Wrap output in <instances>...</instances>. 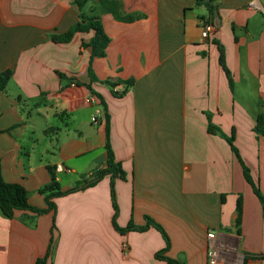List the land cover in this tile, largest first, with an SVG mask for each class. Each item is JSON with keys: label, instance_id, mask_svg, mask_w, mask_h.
Wrapping results in <instances>:
<instances>
[{"label": "crops", "instance_id": "crops-1", "mask_svg": "<svg viewBox=\"0 0 264 264\" xmlns=\"http://www.w3.org/2000/svg\"><path fill=\"white\" fill-rule=\"evenodd\" d=\"M117 1L130 20L99 0L83 9L76 0H0V72L13 70L0 90L2 175L44 210L0 213V264H167L159 253L208 264L210 242L219 264H252L264 255V206L243 164L264 195V136L255 132L264 115V0H215L213 15L197 0ZM81 14L99 17L111 39L93 61L92 84V50L82 43L94 32L54 39ZM207 23L214 31L203 38ZM108 146L124 172L114 181L116 209L110 175L83 188L107 169ZM50 168L60 191H72L51 210Z\"/></svg>", "mask_w": 264, "mask_h": 264}, {"label": "trees", "instance_id": "trees-1", "mask_svg": "<svg viewBox=\"0 0 264 264\" xmlns=\"http://www.w3.org/2000/svg\"><path fill=\"white\" fill-rule=\"evenodd\" d=\"M87 1L88 0H76V3L79 5V7L81 9H83V7ZM214 1L215 0H197V3L198 4L205 3L209 9L210 14L213 15V13L215 11V7L213 6ZM99 2L106 8V10L108 12L113 13L115 15L116 19L124 20V21L130 20V18L122 17L119 15V12H118V9L120 7L119 1H117V0H99ZM90 31L94 32V36L90 40V42H88V43L83 42L82 48H91V50H92L90 66H89V75H90L91 84H92L93 82H97V78L95 76L93 66H92L93 61L95 58H102V57L106 56V49L111 42V39L106 34V32L103 28L101 19L99 17H96V16L95 17H89V16H85V15L81 14L80 21L75 26H73L65 34L60 35L59 37H54V39L57 42L68 43L73 39V37L77 33H87ZM220 61H221V64H222L226 74H227V77L229 79L231 86H233L231 73L228 70V68L226 67L224 52L222 51V49H221ZM12 77H13V70H6L3 72H0V90L1 91H4L6 89L10 80L12 79ZM105 83L109 84L112 88H115L118 85L123 84V83L129 84V85L133 84L132 81L131 82L119 81L117 83L106 81ZM91 84L88 85L89 89H92ZM115 94L119 95L118 92H115ZM209 129L211 130V132L213 131V126L211 123L209 125ZM255 132L258 135L264 136V115L259 116L258 121H257V125L255 126ZM234 140L235 139H234V132H233L232 136L228 138V141L232 147V150L236 153L237 156H239V152H238V149L236 148V146L234 144ZM108 156H109V158H108L107 169L97 171L95 174L94 180H92V181L87 180V182L83 188L91 187V186L95 185L96 183H98L105 176L110 175L111 180H112V185H113L112 197H113L114 207L116 209L117 205H116V199H115V193H114V181L117 178H124V172L121 169L120 165L115 162L113 152L109 146H108ZM243 169H244L245 179L252 186L255 194L257 195L260 202L264 206V195L261 193L259 186L253 181L250 169L245 164H243ZM50 172L52 175V180H51V183L43 189V193L47 194L46 195V201H47V204L49 206V209L51 210L55 207V204L53 202L54 198L62 196L64 194L71 193L72 191L67 192V193L61 192L59 189V184L56 180V175L54 173V169L50 168ZM17 210H30V211H33V212L38 213V214L44 212V210L38 209L30 203L28 191L23 185L18 184V183H8L4 180L3 175H2L1 161H0V213L3 217L10 219V218L14 217L15 212ZM237 211H238V219H237L236 223H237V227L239 228L241 223H242V211H243V203H242L241 198H239V200H238ZM148 224L151 226H154L163 234L165 241L167 243V247H169V245H170L169 238H168L167 234L163 231L162 227L159 226L158 224H156L151 219H148ZM140 230H143V229H140ZM51 252H52V245H51V248L49 250L48 256H50ZM162 255H163L162 253L161 254L159 253L157 255V258L165 259L167 264H180L177 261H174V260H171L168 258H164ZM44 262L45 261H39L38 264H43ZM246 262H247V257L245 258V264H246Z\"/></svg>", "mask_w": 264, "mask_h": 264}, {"label": "built area", "instance_id": "built-area-1", "mask_svg": "<svg viewBox=\"0 0 264 264\" xmlns=\"http://www.w3.org/2000/svg\"><path fill=\"white\" fill-rule=\"evenodd\" d=\"M214 31V26L210 23L205 24L202 37L207 38L210 36V34ZM93 99L89 98L87 100L88 103H92ZM97 118H93V122H96ZM64 170V167L62 165L57 166V171L62 172ZM214 235L212 233L209 234L210 240H212ZM219 253L216 248V246L210 242L208 245V264H219ZM252 264H264V255L257 256L253 258Z\"/></svg>", "mask_w": 264, "mask_h": 264}, {"label": "rangeland", "instance_id": "rangeland-1", "mask_svg": "<svg viewBox=\"0 0 264 264\" xmlns=\"http://www.w3.org/2000/svg\"><path fill=\"white\" fill-rule=\"evenodd\" d=\"M252 88H253V86L250 85V86H249V89H252ZM254 90H256V88H255ZM254 90H252V91H254Z\"/></svg>", "mask_w": 264, "mask_h": 264}]
</instances>
